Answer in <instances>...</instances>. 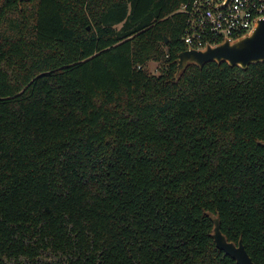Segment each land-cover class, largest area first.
<instances>
[{
  "label": "trees",
  "instance_id": "obj_1",
  "mask_svg": "<svg viewBox=\"0 0 264 264\" xmlns=\"http://www.w3.org/2000/svg\"><path fill=\"white\" fill-rule=\"evenodd\" d=\"M187 1L0 2V264H264V61L176 79Z\"/></svg>",
  "mask_w": 264,
  "mask_h": 264
},
{
  "label": "built area",
  "instance_id": "obj_2",
  "mask_svg": "<svg viewBox=\"0 0 264 264\" xmlns=\"http://www.w3.org/2000/svg\"><path fill=\"white\" fill-rule=\"evenodd\" d=\"M177 12L186 19L182 43L200 49L249 32L264 18V0H188Z\"/></svg>",
  "mask_w": 264,
  "mask_h": 264
},
{
  "label": "water",
  "instance_id": "obj_3",
  "mask_svg": "<svg viewBox=\"0 0 264 264\" xmlns=\"http://www.w3.org/2000/svg\"><path fill=\"white\" fill-rule=\"evenodd\" d=\"M215 61L226 62L230 66H238L242 69L249 64L264 61V18L259 20L254 28L245 35L233 40H224L204 48H188L181 51L176 59L175 78H179L187 66L196 65L202 67L205 63ZM264 146V141H259ZM212 223L211 236L215 246L230 256L237 264H255L245 249L241 239L237 242L230 241L220 228V217L211 212L206 213Z\"/></svg>",
  "mask_w": 264,
  "mask_h": 264
},
{
  "label": "rangeland",
  "instance_id": "obj_4",
  "mask_svg": "<svg viewBox=\"0 0 264 264\" xmlns=\"http://www.w3.org/2000/svg\"><path fill=\"white\" fill-rule=\"evenodd\" d=\"M161 66H163V63L161 60H149L146 65L145 69L150 73L154 75H158L161 69Z\"/></svg>",
  "mask_w": 264,
  "mask_h": 264
}]
</instances>
